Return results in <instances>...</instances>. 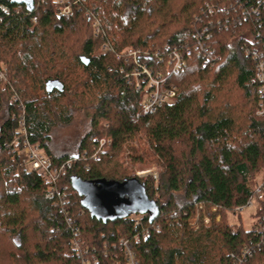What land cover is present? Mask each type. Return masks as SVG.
Segmentation results:
<instances>
[{"label": "trees", "instance_id": "trees-1", "mask_svg": "<svg viewBox=\"0 0 264 264\" xmlns=\"http://www.w3.org/2000/svg\"><path fill=\"white\" fill-rule=\"evenodd\" d=\"M70 2L73 15L67 19L57 17L55 0H0V71L7 68L0 78V110L6 113L0 130V258L7 255L5 264H82L74 249L80 240L96 264H125L119 249L123 238L133 240L139 264H239L245 247L254 252L242 264H264V242L256 233L258 222L264 224V199L250 230L238 211L264 172L256 61L245 51L252 35L264 38V0ZM205 27L212 35L208 46L220 60L204 66L194 53L185 56L183 70L171 73V51L193 48L195 32ZM129 49L139 51L140 64L177 90L174 101L155 114L142 113L145 92L127 80L136 65L119 56ZM75 112L90 127L64 151L52 134L57 125L72 124ZM21 117L30 141L54 163L78 156L57 184L65 195L63 206L47 198V186L36 173L20 166L19 151L4 147L15 139ZM102 139L111 145L96 158ZM135 140L148 150L130 155L136 149L128 145ZM124 148L135 162L163 163L157 186L120 168ZM73 177L129 182L145 192L159 214L108 224L93 220L72 188ZM197 205L205 212L192 228ZM137 235L141 239L134 241Z\"/></svg>", "mask_w": 264, "mask_h": 264}, {"label": "built area", "instance_id": "built-area-1", "mask_svg": "<svg viewBox=\"0 0 264 264\" xmlns=\"http://www.w3.org/2000/svg\"><path fill=\"white\" fill-rule=\"evenodd\" d=\"M58 5L57 14L59 18H70L73 15L72 5L70 0H55ZM209 14L214 12V8L208 6ZM3 10H6L3 7ZM251 12L258 15V9H251ZM250 16L249 11H245V16ZM200 20V19H199ZM216 24H220V21H217ZM100 33V29L96 27L95 36H98ZM212 38L211 32L208 27L204 29L197 30L194 34V47H185L182 50V53L174 49L169 54V59L172 61L171 73H177L184 69L186 65L185 56H192L194 53L202 58L204 66L220 60L218 54L214 52L208 46V40ZM249 46L247 48L246 53L251 55L256 61L255 68V79L259 84V92H260V101L258 106L257 115L260 117H264V38L260 36V34L252 35L248 39ZM104 49H107L105 46ZM140 52L129 49L125 50L120 57H125L126 61H132L134 65H136L134 72L132 74L127 75V80L130 84L131 81L135 83L137 90L144 91V99L142 102V113L144 114H155L161 106L165 103H169L174 101L175 95H177V90L173 85L168 83V78H164L161 76H155L150 69L146 65L140 64ZM16 137L10 143L6 144L5 149H11L12 152L19 151L20 155V166L26 168L29 171L36 173L43 183L47 186V198L58 199L56 205L63 206L66 203L64 200L65 195L60 193L57 188V184L59 183L61 177L65 175L68 168H70L77 158L70 159L61 164H56L52 161L50 157H48L45 152L37 145L33 144L28 135L26 123L23 117L19 119L18 126L16 129ZM111 145V140L102 139L99 142V148L94 154L96 158L98 155L105 151V148ZM2 148H0L1 151ZM138 177V176H137ZM140 177V176H139ZM138 177V178H139ZM141 178V177H140ZM264 199V180L260 181L254 190V194L251 199L248 201L247 205L239 208L238 211H243L244 209L252 207L255 203L259 206L261 201ZM196 207V218L190 222V225L193 228H197L199 224V217L201 211L204 210L205 207L203 205H197ZM62 211H64L62 209ZM212 211L216 212L217 208H213ZM221 217H216V223L220 221ZM135 226H140L141 223L138 218H134ZM69 223L70 220H68ZM197 227L195 226V223ZM204 223L206 225L211 223L210 218L205 214L204 215ZM77 230V229H76ZM257 236L262 238V244L264 242V224L262 221L258 222V226L256 228ZM149 235V231H142L141 237L146 239ZM140 235H137L134 238V241H139L141 239ZM259 247V246H258ZM74 249L76 254L80 256L82 264H96L95 255L87 256L89 253L88 249H86L80 240L74 242ZM120 252L124 255V259L126 260L125 264H139V260L134 251V243L131 239H123L119 243ZM252 247H245L242 253V257L239 264H242L244 260L253 255ZM113 264H118L114 262Z\"/></svg>", "mask_w": 264, "mask_h": 264}, {"label": "water", "instance_id": "water-1", "mask_svg": "<svg viewBox=\"0 0 264 264\" xmlns=\"http://www.w3.org/2000/svg\"><path fill=\"white\" fill-rule=\"evenodd\" d=\"M85 65L90 60L81 57ZM75 158H78L76 156ZM73 190L80 196L82 207L94 220L104 224L134 216L158 215L159 211L143 190L135 188L129 182L124 184L106 183L105 181H84L77 177L71 180Z\"/></svg>", "mask_w": 264, "mask_h": 264}, {"label": "rangeland", "instance_id": "rangeland-1", "mask_svg": "<svg viewBox=\"0 0 264 264\" xmlns=\"http://www.w3.org/2000/svg\"><path fill=\"white\" fill-rule=\"evenodd\" d=\"M6 74H7V68H5V66H2V70L0 71V78L4 79L6 77ZM3 110H0V130H1L2 125L4 124V120L6 117V113ZM21 115L19 114V116ZM89 127H90L89 122L86 119V117H84V115L81 112H75L72 124L68 126L57 125L54 128V131L52 134V137L54 139L53 143L55 144V146L62 147V150L65 151V149H68L71 144L74 145V142H76V140L82 134H85L87 130L89 129ZM128 146L129 147L131 146L132 148L134 147L136 149V152L133 151V154L130 151V155H133V156L137 155V151H138V154L142 153L139 149L146 148V151H147L149 148L145 142H140L137 140L132 141V143ZM128 153L129 151H126V148H124V152L120 153L118 157V163L120 165V168H122L123 170L127 169L128 174L131 176L132 175L138 176V177L140 176L142 179H147V180L153 179L152 181H154L157 186V183L160 180V176L164 170L162 166L163 163L157 162V160H153L152 162H148V161L135 162V159L131 158V156H129ZM263 174L264 172L258 175L257 184L261 181ZM178 199H180L179 196H178ZM257 208H258V205L255 203L252 207L244 209L242 211L240 219H242L241 221H242V224L245 230L251 229L255 221L254 216L256 214ZM235 220L236 219H234V217L231 216L230 221L232 223H235L236 222ZM194 224H195L194 227H197L196 222ZM6 251L9 252L10 248H7ZM2 257L3 258H0V263L2 264V261H3V264H5L4 260L7 259V255L2 256Z\"/></svg>", "mask_w": 264, "mask_h": 264}]
</instances>
